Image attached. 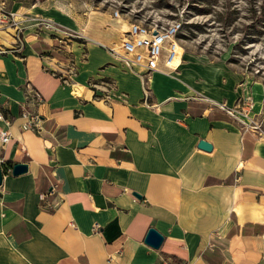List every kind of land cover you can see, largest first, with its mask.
<instances>
[{
    "label": "crops",
    "instance_id": "crops-1",
    "mask_svg": "<svg viewBox=\"0 0 264 264\" xmlns=\"http://www.w3.org/2000/svg\"><path fill=\"white\" fill-rule=\"evenodd\" d=\"M8 11L19 22L39 12ZM54 22L81 39L60 45L23 22L21 54L0 55V115L12 136L0 144V264H264V124L262 134L244 129L242 116L184 94L174 77L184 52L176 71L159 62L146 99L109 52L128 20ZM14 32L0 30V48ZM27 87L44 99L40 136L19 130ZM259 94L251 119L263 114ZM7 163L27 172L7 174ZM53 185L49 208L39 195ZM149 228L163 236L158 250L144 244Z\"/></svg>",
    "mask_w": 264,
    "mask_h": 264
},
{
    "label": "rangeland",
    "instance_id": "rangeland-1",
    "mask_svg": "<svg viewBox=\"0 0 264 264\" xmlns=\"http://www.w3.org/2000/svg\"><path fill=\"white\" fill-rule=\"evenodd\" d=\"M33 6L39 12L31 11L32 17L79 35L54 20L111 19L115 10L121 20L178 19L184 58L174 77L186 87L184 94L227 106L244 117L253 114V108L244 112L243 104L254 106V88L260 92L263 114L252 122L264 116V0H0V9L6 11Z\"/></svg>",
    "mask_w": 264,
    "mask_h": 264
},
{
    "label": "built area",
    "instance_id": "built-area-1",
    "mask_svg": "<svg viewBox=\"0 0 264 264\" xmlns=\"http://www.w3.org/2000/svg\"><path fill=\"white\" fill-rule=\"evenodd\" d=\"M112 16L114 18H120L122 14L115 10L112 12ZM23 22L30 23V26H34L37 29L50 31L57 38V42L60 45H65L67 40L81 39V35L63 30L49 20L27 17L22 18V21L19 22L14 13L0 9V30H6L8 28L15 29L12 47L0 48V55L8 53L14 55L21 54L24 49V38L21 30V23ZM182 30V23L178 19H173L168 23H160L158 21L145 22L140 20L129 21L128 29L123 33L119 44L109 49L111 56L116 61L123 64L141 79L144 85L146 99L149 97L150 93L147 85L148 77L159 70V62L161 60L164 61V65L169 72L177 70L183 52L180 46ZM61 80L65 85H74L70 77L61 78ZM27 88L25 99L20 104L21 110L18 116L20 120L19 130L21 132L33 133L40 136L43 133V128L42 120L37 110L38 107L43 104L44 99L37 90L29 87ZM119 98L122 102H125L126 97L124 94H120ZM218 106L230 115H237L234 110L226 108L223 105ZM243 106L245 107L243 110L244 112L245 110L249 111L252 109L247 102H244ZM0 122L4 123L6 126L5 129L0 128V144L6 145L12 138L9 130L11 121L3 115H0ZM242 124L244 129L252 130L260 134L263 133L264 122H252L251 125ZM5 171L7 174H10L12 168H7ZM55 190L56 185H53L48 194L43 193L39 195V200L45 202V205L49 208H55L57 206L54 202L47 201L49 194L52 195ZM97 229L98 226L95 225L94 230L96 231ZM207 248L211 249L213 245H208Z\"/></svg>",
    "mask_w": 264,
    "mask_h": 264
},
{
    "label": "water",
    "instance_id": "water-1",
    "mask_svg": "<svg viewBox=\"0 0 264 264\" xmlns=\"http://www.w3.org/2000/svg\"><path fill=\"white\" fill-rule=\"evenodd\" d=\"M198 148L206 152H210L212 150V146L208 142L203 140L199 141ZM27 169L28 167L26 164L23 163L15 164L14 166H12L11 175L19 176L21 174L26 173ZM1 183H2V171L0 167V185ZM134 196L139 197L136 194ZM162 243H163V236L155 229L149 228L144 239V244L154 250H158Z\"/></svg>",
    "mask_w": 264,
    "mask_h": 264
},
{
    "label": "bare ground",
    "instance_id": "bare-ground-1",
    "mask_svg": "<svg viewBox=\"0 0 264 264\" xmlns=\"http://www.w3.org/2000/svg\"><path fill=\"white\" fill-rule=\"evenodd\" d=\"M243 118H244V119H243ZM241 119H242V121H243L245 124H247V125H251V123H252L251 121H252L253 118L251 119V118H249L248 115H247V116H244V117L242 116ZM245 119H247V120H245Z\"/></svg>",
    "mask_w": 264,
    "mask_h": 264
},
{
    "label": "trees",
    "instance_id": "trees-1",
    "mask_svg": "<svg viewBox=\"0 0 264 264\" xmlns=\"http://www.w3.org/2000/svg\"><path fill=\"white\" fill-rule=\"evenodd\" d=\"M12 164L11 163H7V165L5 166V169H7V168H12Z\"/></svg>",
    "mask_w": 264,
    "mask_h": 264
}]
</instances>
